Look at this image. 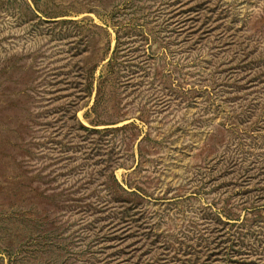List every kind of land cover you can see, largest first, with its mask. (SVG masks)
<instances>
[{"label":"rangeland","instance_id":"374dc122","mask_svg":"<svg viewBox=\"0 0 264 264\" xmlns=\"http://www.w3.org/2000/svg\"><path fill=\"white\" fill-rule=\"evenodd\" d=\"M0 264H264V0H0Z\"/></svg>","mask_w":264,"mask_h":264}]
</instances>
